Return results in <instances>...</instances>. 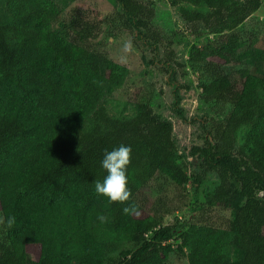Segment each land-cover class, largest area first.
Here are the masks:
<instances>
[{
	"label": "trees",
	"instance_id": "16d2710c",
	"mask_svg": "<svg viewBox=\"0 0 264 264\" xmlns=\"http://www.w3.org/2000/svg\"><path fill=\"white\" fill-rule=\"evenodd\" d=\"M170 4L178 7L182 20L212 34L204 45L188 50L190 66L205 79L200 99L231 106L202 144L181 153L180 162L172 122L147 100L138 102L133 117L108 114L104 98L124 82L126 69L78 42V24L62 23L54 0H3L0 210L16 222L0 230V264H167L169 254H183L185 246L189 264H264V50L255 56L236 33L264 0ZM114 5L123 26L141 39L140 28L146 26L142 3L114 0ZM159 41L154 35L152 43L143 44ZM161 61L175 78V65H181L174 50H165ZM180 99L177 89L173 110L186 121ZM241 128L245 131L237 142ZM120 144L132 148L127 167L131 197L124 204L110 203L94 184L107 175L101 167L105 150ZM201 166L215 170L219 184L197 209L233 208L227 229L195 228L177 218L163 223L143 213L139 194L145 185L164 177L176 187L188 184L195 190ZM171 240L180 244L174 247ZM29 246L37 247L35 257Z\"/></svg>",
	"mask_w": 264,
	"mask_h": 264
},
{
	"label": "rangeland",
	"instance_id": "374dc122",
	"mask_svg": "<svg viewBox=\"0 0 264 264\" xmlns=\"http://www.w3.org/2000/svg\"><path fill=\"white\" fill-rule=\"evenodd\" d=\"M61 8V22L78 24L81 44L105 53L112 61L125 67L124 82L104 98L108 114L113 118L133 117L137 104L147 100L156 114L169 119L173 125V137L178 141L177 160L182 161L181 153L187 152L191 145L203 143L207 130L212 129L231 111L227 103H203L200 99V84L205 81L201 71L194 69L188 62L190 45L202 46L212 37L201 24L187 23L181 19L178 7L171 0H138L144 7L141 19L145 28L141 29L142 38H135L136 30L123 26L124 17L117 11L114 0H54ZM200 9L205 7L200 6ZM0 20H7L0 0ZM241 38L252 46L255 56L264 50V4L236 29ZM160 38L157 46L152 43L153 36ZM146 36V37H144ZM171 44L163 43L165 38ZM174 50L176 77L171 78L169 70L161 61L165 50ZM161 56V57H160ZM251 63V60H247ZM181 97L178 106L185 111L186 121L176 116L173 110L176 90ZM245 128L237 133L240 141ZM191 160V157H188ZM201 179L195 190L190 185L176 187L170 180L158 177L144 186L139 194L143 213L155 215L163 223L173 222L175 218L185 221L189 226L198 228L212 225L220 232L227 229L233 208L212 206L198 210L200 203L213 196L219 179L215 170L198 167ZM168 212V213H166ZM0 216L1 210H0ZM2 226H0L1 230ZM264 232V229H263ZM174 247L180 240H171ZM130 244L127 243L126 247ZM31 256H36L37 247H28ZM183 254L172 251L167 264H189V247Z\"/></svg>",
	"mask_w": 264,
	"mask_h": 264
},
{
	"label": "clouds",
	"instance_id": "9594fccd",
	"mask_svg": "<svg viewBox=\"0 0 264 264\" xmlns=\"http://www.w3.org/2000/svg\"><path fill=\"white\" fill-rule=\"evenodd\" d=\"M132 148L130 145L120 144L111 151L105 150L101 167L106 170L107 175L102 181H94L95 192L107 197L110 203L119 202L124 204L131 197V190L128 187L127 167L131 163ZM125 214L130 211L129 207L122 209ZM100 222H105L106 217L98 215ZM16 222L15 216L7 218L0 216V226L11 229Z\"/></svg>",
	"mask_w": 264,
	"mask_h": 264
}]
</instances>
